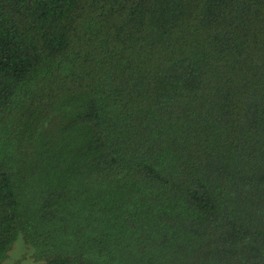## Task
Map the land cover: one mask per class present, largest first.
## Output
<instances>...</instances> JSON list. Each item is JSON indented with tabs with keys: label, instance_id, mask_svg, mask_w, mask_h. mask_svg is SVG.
I'll use <instances>...</instances> for the list:
<instances>
[{
	"label": "trees",
	"instance_id": "trees-1",
	"mask_svg": "<svg viewBox=\"0 0 264 264\" xmlns=\"http://www.w3.org/2000/svg\"><path fill=\"white\" fill-rule=\"evenodd\" d=\"M0 264H264V0H0Z\"/></svg>",
	"mask_w": 264,
	"mask_h": 264
}]
</instances>
